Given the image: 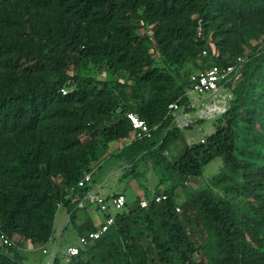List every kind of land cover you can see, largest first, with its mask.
Masks as SVG:
<instances>
[{
  "label": "trees",
  "instance_id": "1",
  "mask_svg": "<svg viewBox=\"0 0 264 264\" xmlns=\"http://www.w3.org/2000/svg\"><path fill=\"white\" fill-rule=\"evenodd\" d=\"M138 20L152 26L153 43L176 74L200 58L198 69L178 83L149 54L148 38L136 32ZM208 32L220 52L229 50L230 60L201 55L209 50ZM262 33L264 0H0V230L48 243L58 206L69 220L86 209L78 203L89 186L77 187L78 181L94 174L109 144L131 136L127 112L154 129L151 138L133 140L122 153L162 156L182 137L168 105L187 109L190 74L234 63L248 38ZM89 63L127 72L130 93L78 71ZM72 66L77 70L68 74ZM227 85L232 99L214 131L169 166L183 183L220 157L225 171L237 172L231 188L244 194L246 208L235 209L213 192L221 174L181 208L164 192L154 196L166 199L155 202L153 196L147 207L136 199L128 208L126 201L108 230L66 264H199L177 208L201 226L209 264H264V48L248 53ZM236 136L247 144L236 146ZM77 228L80 236L96 225L87 217ZM0 264L25 263L11 246L0 247Z\"/></svg>",
  "mask_w": 264,
  "mask_h": 264
},
{
  "label": "rangeland",
  "instance_id": "2",
  "mask_svg": "<svg viewBox=\"0 0 264 264\" xmlns=\"http://www.w3.org/2000/svg\"><path fill=\"white\" fill-rule=\"evenodd\" d=\"M135 25L136 32L140 36H146L148 38L150 42V44H148V50L151 57L156 60L158 66L173 72L178 83L184 80V75L198 69V65L201 63L200 58L195 62L190 61L186 63L181 68V71L176 74L174 69L162 59L158 49L155 47L152 38V26L141 23L139 20ZM205 38L209 50L205 48V51H202L201 55H203L207 61L216 57L226 60L232 58L229 50L220 52L218 48H216L212 41L211 32L205 34ZM261 48H264V33L260 34L257 38H248V44L242 46L240 55H242V58H245L248 53ZM76 70L77 67L72 66L68 74H72ZM78 71L98 81L112 82L113 85H115V91L118 89H123L127 93L131 91L130 85L133 83V80L127 72L122 70H111L105 63H89L87 67H81ZM64 89L66 91L69 90L70 87H65ZM187 95L190 101L198 99L199 97L196 92H189ZM202 97L205 96L202 95ZM209 99L210 98H207L202 100V102H198L197 106L189 104L187 109H185L184 116L175 119V124L182 131V137L178 138L162 156L160 154L149 156L140 151L137 157L136 154L133 155V157H129L122 153V148L127 146L126 140H119L109 144L107 150L95 164L93 180L99 185V192L102 195H107L114 189V192L123 193L128 202V208L134 206L137 202L136 199L149 200L158 192L170 193L173 195L177 205L180 206L179 204L182 205L188 200L194 191L211 188L212 180L221 174V176H223V179L220 181L221 185L217 188L213 187V192L220 196L222 200L227 201L235 209L242 210L246 208L247 198L244 197L241 191L231 188L234 185V181L239 177L237 172L233 170L229 172H227L228 170L225 171L220 157H216L204 165L199 175L187 176V178L183 180V183L180 181L175 170L169 166V164H175L180 160L181 154L187 147L198 142H204L207 136L214 131V121L218 115L204 118L196 117L197 119L194 117L196 111L204 106ZM175 114L179 115L180 112L176 111ZM200 119L201 121H198ZM190 120H192V122ZM185 122L188 124L183 125ZM152 136L153 135H151V137ZM243 142L247 144L246 141H242L241 137L236 136V146L241 147L245 145ZM238 149L234 150L235 154H237L239 158L245 159L246 157H244ZM134 158L137 160L135 165L133 163ZM253 161L257 162L256 160ZM225 172H227V174ZM60 206L61 204L58 207ZM89 210H94V207L90 205ZM66 213L68 216L67 223L62 229H58L59 227L56 228V230L54 229L51 239L46 244L34 243L18 235L13 236L15 242L13 250L16 251L18 257L25 264H49L55 258L58 259L59 264H66L70 260V257L66 254V248L69 245L78 244L79 234L77 227L89 215L85 212H79L74 220H69L68 212ZM178 214L184 230L197 246V250L194 253L195 258L198 260L199 264H209V251L207 249L204 250V248L200 246V244H203L205 235L201 231L199 223L193 219L195 216L192 215V221L190 222L184 218L182 210L178 211ZM94 216L96 219H99L96 213ZM3 250L8 252V248H3Z\"/></svg>",
  "mask_w": 264,
  "mask_h": 264
},
{
  "label": "built area",
  "instance_id": "3",
  "mask_svg": "<svg viewBox=\"0 0 264 264\" xmlns=\"http://www.w3.org/2000/svg\"><path fill=\"white\" fill-rule=\"evenodd\" d=\"M243 61L244 58L238 57L232 64L222 66L215 64L204 70L190 74L189 83L191 87L188 90V93L196 92L199 95L196 100L197 102H202V100L210 98L204 106L200 107L196 111L194 116L195 119H197L196 117L204 118L207 116L213 117L215 115H220L228 109L229 101L232 99V92L230 87L227 85V82L238 76ZM202 95L205 97H202ZM168 110L175 116V112L179 111L180 118H182L185 114L184 107L179 106L177 102L170 103L168 105ZM126 117L130 121L133 128L131 136L127 139V144L136 139L151 137L152 129L154 128H149L144 120L140 119L133 112H127ZM190 121L192 122V120ZM187 124L188 123L185 122L183 125ZM92 174V172L86 173L77 183V187L89 186L87 191L82 194L78 207L82 208L86 205H92L94 209L102 215V217L95 223L96 229L79 236L77 245L67 246L66 254L69 257L77 255L82 246L86 245L89 241L98 239L102 234H104L114 223L115 215L123 210L127 201L123 193L102 195L93 181ZM164 199H166V194H160L153 197L155 202H160ZM139 203L141 207H147L149 200L141 199ZM177 211H179V208H177ZM14 245V239L10 238L7 234L0 230V247H11Z\"/></svg>",
  "mask_w": 264,
  "mask_h": 264
},
{
  "label": "crops",
  "instance_id": "4",
  "mask_svg": "<svg viewBox=\"0 0 264 264\" xmlns=\"http://www.w3.org/2000/svg\"><path fill=\"white\" fill-rule=\"evenodd\" d=\"M197 99H195L193 102L191 101V103H190V105H198V102L196 101ZM197 103V104H196ZM179 117V115H176L175 116V119H177ZM95 183V182H94ZM96 184V186L97 187H99V185L97 184V183H95ZM111 193H117V192H114V189L113 190H111L110 191V193H108L107 195H109V194H111ZM120 193V192H119ZM89 206L90 205H88L87 206V208L86 209H81L79 212H85V213H87L89 216H87V217H89V218H92V220H93V222L94 223H96L97 222V220H100L101 219V217H102V215L97 211L96 212V210L94 209V210H92V211H90L89 210ZM95 211V212H94ZM67 211H66V208L65 207H63L62 205L60 206V207H58V210H57V212H56V216H55V222H54V229L56 230V228H58V229H62V227L67 223V221H68V216H67V213H66ZM78 212V213H79ZM95 213L97 214V216L99 217V219L97 218L96 219V217L94 216L95 215ZM94 214V215H93Z\"/></svg>",
  "mask_w": 264,
  "mask_h": 264
}]
</instances>
